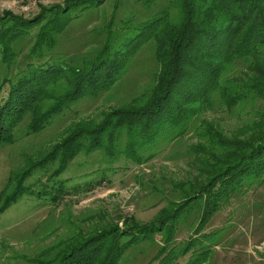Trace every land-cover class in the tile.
Segmentation results:
<instances>
[{
  "label": "trees",
  "instance_id": "1",
  "mask_svg": "<svg viewBox=\"0 0 264 264\" xmlns=\"http://www.w3.org/2000/svg\"><path fill=\"white\" fill-rule=\"evenodd\" d=\"M129 3L138 4L148 15L135 19L129 10L120 20L116 12ZM37 6L28 17L8 10L0 14V145L14 142L21 123L26 122L29 133H37L51 116L115 86L144 43H152L157 68L148 94L104 110L98 121H75L61 143L13 170L11 188L0 193V213L24 194L49 195L53 203L64 198L62 183L53 191H33L25 184L55 158L58 167L50 172L52 177L74 157L94 151L140 160L135 145L156 138L173 140L191 128L198 139L187 147L186 166L195 173L168 183L173 196L154 219L144 224L133 220L135 226L128 230L102 219L76 227L39 250L32 263L116 264L127 249V241L120 240L130 233L136 242L163 235L154 255L157 264H175L177 257L190 251L192 257L185 264H195L210 250L206 242L225 229L204 233V225L232 196L264 184V0H64ZM88 13L105 21L93 34L99 38L98 47L75 54L63 42L75 21ZM117 21L135 23L132 29L137 35L116 39ZM231 66L237 67L235 73L226 75ZM236 107L248 117L233 129L209 117L200 119L204 111ZM123 133L126 139L120 151L116 146ZM138 137L143 140L137 141ZM185 216H195V230L185 244L169 247Z\"/></svg>",
  "mask_w": 264,
  "mask_h": 264
},
{
  "label": "rangeland",
  "instance_id": "2",
  "mask_svg": "<svg viewBox=\"0 0 264 264\" xmlns=\"http://www.w3.org/2000/svg\"><path fill=\"white\" fill-rule=\"evenodd\" d=\"M63 2L0 0V14L8 10L28 17L37 12L38 3L48 5ZM151 7L154 10V6ZM110 10L111 7L107 6V12ZM129 10L134 11L135 19L148 15L147 11L146 14L142 12L138 4L131 7L129 3L120 7L115 16L123 21L129 15ZM175 13L173 11L172 15ZM104 23L103 18L91 13L80 17L70 28L69 37L64 40L63 46L75 49V54L94 50L99 41L97 36H93L94 31L101 30ZM134 25H121L117 21L113 28H120L116 31V39L137 35L138 32L132 29ZM156 68L153 45L144 43L122 70L115 86L96 96L84 97L61 113L51 116L47 125L37 133H29L24 127L26 122L21 123L14 142L0 145V193L11 188L10 176L13 170L16 171L29 158L44 156L52 147L61 143L67 131L74 127L75 121H98L104 110L127 102L134 96L148 94ZM236 68L229 67L226 75L235 73ZM210 110L202 112L200 119L209 117L227 130L240 125L248 117L246 111H239L237 107L234 111ZM119 139L121 145L116 148L122 151L125 133ZM136 139L143 140L139 137ZM197 139L190 128L184 135L173 140L169 137L166 140L156 138L151 143L135 145L140 160L124 153L108 157L102 151H94L74 157L54 177L50 172L56 171L57 158L51 161L49 167L45 165L34 171L25 181L27 186H32L31 190L43 188L53 191L62 183L66 187V196L53 203L49 195L36 198L32 194H24L0 213V264H33L39 250L70 234L76 227L86 228L100 219L104 222L111 220L123 230L131 229L129 227L135 226V222L144 224L151 221L166 205L169 196H173L174 190L166 188L168 183L179 182L185 176L190 179L187 173H195L186 166V151L189 144L195 143ZM90 213L94 216L86 217ZM179 225L176 238L169 247L185 244L195 230L197 221L195 216H185ZM204 227V233L223 227L225 229L217 239L206 242L210 250L204 252L203 258L194 261L195 264H264V184L232 196L230 203L224 204ZM160 236L163 235L156 234L153 238L145 237L136 242L131 238L132 234H125L120 242L127 241V249L116 264H157L159 258L155 259L154 255L162 244ZM191 257L190 251L185 256L177 257L174 262L185 264Z\"/></svg>",
  "mask_w": 264,
  "mask_h": 264
}]
</instances>
